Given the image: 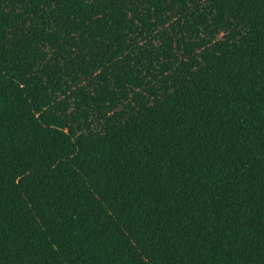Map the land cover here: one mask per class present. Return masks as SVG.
I'll use <instances>...</instances> for the list:
<instances>
[{"label": "trees", "instance_id": "16d2710c", "mask_svg": "<svg viewBox=\"0 0 264 264\" xmlns=\"http://www.w3.org/2000/svg\"><path fill=\"white\" fill-rule=\"evenodd\" d=\"M0 264H264V0H0Z\"/></svg>", "mask_w": 264, "mask_h": 264}]
</instances>
